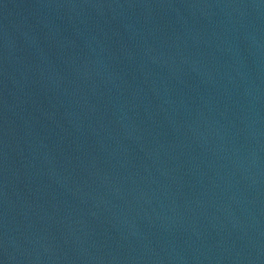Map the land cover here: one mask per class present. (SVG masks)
I'll return each mask as SVG.
<instances>
[{"label": "water", "instance_id": "1", "mask_svg": "<svg viewBox=\"0 0 264 264\" xmlns=\"http://www.w3.org/2000/svg\"><path fill=\"white\" fill-rule=\"evenodd\" d=\"M0 264H264V0H0Z\"/></svg>", "mask_w": 264, "mask_h": 264}]
</instances>
